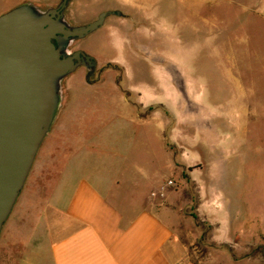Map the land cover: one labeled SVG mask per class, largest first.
<instances>
[{
	"label": "rangeland",
	"instance_id": "rangeland-1",
	"mask_svg": "<svg viewBox=\"0 0 264 264\" xmlns=\"http://www.w3.org/2000/svg\"><path fill=\"white\" fill-rule=\"evenodd\" d=\"M26 1L60 2L0 0V15ZM107 10L119 14L71 46L93 58V74L80 66L64 78L62 106L22 190L23 211L62 209L72 180L109 160L134 162L147 174L143 194L173 181L164 201L149 198L176 210L190 261L207 264L213 252L223 264L228 256L264 264V0H70L65 14L82 25ZM203 202L230 212L235 242L214 241L215 226L197 216ZM36 218L31 225L23 214L13 231L19 242L29 226L32 237L40 232Z\"/></svg>",
	"mask_w": 264,
	"mask_h": 264
},
{
	"label": "crops",
	"instance_id": "crops-1",
	"mask_svg": "<svg viewBox=\"0 0 264 264\" xmlns=\"http://www.w3.org/2000/svg\"><path fill=\"white\" fill-rule=\"evenodd\" d=\"M99 168L69 183L71 191L62 209L51 205L38 215L32 206L23 211L24 194L20 192L4 225L10 244L4 251L0 249L1 257L8 261L5 264H200L189 259L180 236L181 220L179 215L173 218L176 210L149 198L151 189L142 193L148 180L139 166L131 162L123 167L129 169L126 171L109 160ZM116 168L122 171L117 174ZM24 213L31 215V225L36 217L37 225L42 220L43 225L36 237L31 235L35 227L29 226L28 235L19 242L21 237L13 231L20 222L25 223ZM197 213L215 226L214 241L235 242L230 212L223 214L203 202ZM206 260L207 264H223L213 252ZM226 260L236 264L229 256Z\"/></svg>",
	"mask_w": 264,
	"mask_h": 264
},
{
	"label": "water",
	"instance_id": "water-1",
	"mask_svg": "<svg viewBox=\"0 0 264 264\" xmlns=\"http://www.w3.org/2000/svg\"><path fill=\"white\" fill-rule=\"evenodd\" d=\"M69 1L47 8L26 1L0 15V232L62 106L64 78L95 65L72 44L119 14L72 25Z\"/></svg>",
	"mask_w": 264,
	"mask_h": 264
},
{
	"label": "built area",
	"instance_id": "built-area-1",
	"mask_svg": "<svg viewBox=\"0 0 264 264\" xmlns=\"http://www.w3.org/2000/svg\"><path fill=\"white\" fill-rule=\"evenodd\" d=\"M172 180H167L164 184L160 185L157 192L151 191L150 196L155 198H163L165 196L166 190L173 185Z\"/></svg>",
	"mask_w": 264,
	"mask_h": 264
},
{
	"label": "flooded vegetation",
	"instance_id": "flooded-vegetation-1",
	"mask_svg": "<svg viewBox=\"0 0 264 264\" xmlns=\"http://www.w3.org/2000/svg\"><path fill=\"white\" fill-rule=\"evenodd\" d=\"M114 14H116V13H114ZM82 53H83V52H82ZM94 66H95V65H94ZM94 66H93V67H91L90 69H89V68H87V70L89 71V74H93Z\"/></svg>",
	"mask_w": 264,
	"mask_h": 264
},
{
	"label": "trees",
	"instance_id": "trees-1",
	"mask_svg": "<svg viewBox=\"0 0 264 264\" xmlns=\"http://www.w3.org/2000/svg\"><path fill=\"white\" fill-rule=\"evenodd\" d=\"M192 217H193L194 219H197V216H195V215H192Z\"/></svg>",
	"mask_w": 264,
	"mask_h": 264
}]
</instances>
